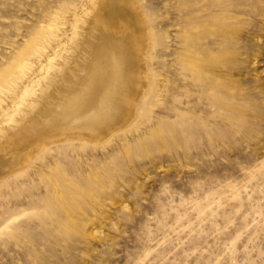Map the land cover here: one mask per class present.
<instances>
[{"label":"rangeland","instance_id":"rangeland-1","mask_svg":"<svg viewBox=\"0 0 264 264\" xmlns=\"http://www.w3.org/2000/svg\"><path fill=\"white\" fill-rule=\"evenodd\" d=\"M102 1L0 0V89ZM135 3L150 36L139 111L96 146L2 155L0 264H264V0ZM62 109L23 155L57 137L37 139Z\"/></svg>","mask_w":264,"mask_h":264},{"label":"bare ground","instance_id":"bare-ground-1","mask_svg":"<svg viewBox=\"0 0 264 264\" xmlns=\"http://www.w3.org/2000/svg\"><path fill=\"white\" fill-rule=\"evenodd\" d=\"M125 1L91 2L92 9L77 10L54 46L39 49L32 64L23 62L19 84L0 89V158L15 147L21 148L16 161L24 157L27 162L45 147L70 141L96 146L108 141L105 133L115 120L139 111V93L151 79L150 36L135 0H129L132 10ZM55 103L62 105L61 116L37 139L57 137L36 142L23 155L29 131L35 132ZM10 157L0 159V165L10 164ZM16 161L12 166L18 167Z\"/></svg>","mask_w":264,"mask_h":264}]
</instances>
